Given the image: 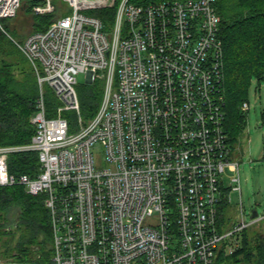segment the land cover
<instances>
[{
	"label": "built area",
	"instance_id": "1",
	"mask_svg": "<svg viewBox=\"0 0 264 264\" xmlns=\"http://www.w3.org/2000/svg\"><path fill=\"white\" fill-rule=\"evenodd\" d=\"M25 1L0 0V27L31 64L40 98L31 142L0 147V187L43 197L53 231L50 264H216L219 244L250 225L243 219L220 231L221 207L231 202L226 178L241 190L225 129L216 0H119L108 31L89 12L117 0H61L71 13L20 41L3 22ZM41 1L34 14L56 12L54 0ZM80 73L87 83L104 82L88 121L76 88ZM45 84L59 103L50 117ZM242 110L250 112L248 101ZM66 112L77 116L74 129ZM23 152L39 156L34 178L9 171L10 156Z\"/></svg>",
	"mask_w": 264,
	"mask_h": 264
},
{
	"label": "trees",
	"instance_id": "2",
	"mask_svg": "<svg viewBox=\"0 0 264 264\" xmlns=\"http://www.w3.org/2000/svg\"><path fill=\"white\" fill-rule=\"evenodd\" d=\"M132 1L146 5L168 0ZM118 2L113 7L90 11L89 14L101 19L108 31L114 22ZM41 3V0H28L20 7L25 15L32 17L33 32L46 31L57 17L64 15L58 13L56 5L54 13L34 14L33 7ZM216 7L221 17L220 38L224 50L225 129L235 147L247 125L248 113L242 110V105L249 102L254 82L259 89L264 85V0H216ZM6 21L3 22L6 32L22 41L24 36L21 37L17 28ZM103 93L102 80L87 83L83 90L79 89L81 115L85 121L98 111ZM51 94L44 92L49 117L59 104ZM39 98L38 78L31 64L0 27V147L31 142L35 134L32 118L37 112ZM68 115L76 117L70 112L66 113ZM72 123L74 129L76 124ZM8 164L10 173L18 176L34 178L40 170L36 152L14 153ZM226 206L224 204L221 210ZM13 220L16 225L10 228ZM220 222L224 224L223 218ZM234 225L228 226L229 229L232 230ZM253 225L255 228L251 231L246 228L242 232L238 247L231 253H228L226 242L221 244L216 264H264V218ZM1 234L12 235L3 244L5 252H13L38 264H50L53 231L42 196L28 194L23 186L0 187Z\"/></svg>",
	"mask_w": 264,
	"mask_h": 264
},
{
	"label": "rangeland",
	"instance_id": "3",
	"mask_svg": "<svg viewBox=\"0 0 264 264\" xmlns=\"http://www.w3.org/2000/svg\"><path fill=\"white\" fill-rule=\"evenodd\" d=\"M112 2V0H111ZM54 5L59 7L58 13L60 15H69L70 8L68 4L62 3L61 0H54ZM64 10V11H63ZM7 23L10 20L6 21ZM12 24V23H10ZM11 27H16L20 33V36H28L33 33L32 29V17L25 15L22 10H19L16 19L13 21ZM18 37V36H16ZM16 37L14 39H16ZM17 38L16 40H18ZM78 85L76 86L77 92L79 89L87 85V76L84 73L77 75ZM44 92L48 93L58 99L55 93L44 85ZM250 112L248 113L247 125L244 133L242 134L239 142L235 145L232 153V158L240 163V190L233 191L232 188L237 186L238 183L232 182L230 178H226V183L230 184V197L231 202L225 208L221 210L223 216V222L220 226L221 234H228L230 229L228 226L231 224L241 223L244 219L248 224V230L251 231L255 226L258 218L253 217V212L257 211L260 217L264 216V85L260 87L254 82L250 90L249 95ZM69 113V112H66ZM64 113V116H66ZM69 118L71 124H77V116H66ZM76 127V125H75ZM230 177L236 174L227 172ZM16 220V219H15ZM12 222L10 228H14L16 223ZM261 224V223H260ZM259 226L257 227V229ZM12 235H0V261L2 264H38L34 260L29 258L22 259L16 256L13 252H5L3 250V244L6 240L11 239ZM242 238V232L237 233L233 237H229L225 240L226 243L231 244L233 248H237ZM221 243L219 244V247Z\"/></svg>",
	"mask_w": 264,
	"mask_h": 264
},
{
	"label": "crops",
	"instance_id": "4",
	"mask_svg": "<svg viewBox=\"0 0 264 264\" xmlns=\"http://www.w3.org/2000/svg\"><path fill=\"white\" fill-rule=\"evenodd\" d=\"M15 19H16V18H14V19H11V20H10V22H9V25H13V21H14ZM10 23H12V24H10ZM26 37H27V35H26V36H24L23 40H24Z\"/></svg>",
	"mask_w": 264,
	"mask_h": 264
},
{
	"label": "water",
	"instance_id": "5",
	"mask_svg": "<svg viewBox=\"0 0 264 264\" xmlns=\"http://www.w3.org/2000/svg\"><path fill=\"white\" fill-rule=\"evenodd\" d=\"M257 216V211L253 212V217L255 218Z\"/></svg>",
	"mask_w": 264,
	"mask_h": 264
},
{
	"label": "bare ground",
	"instance_id": "6",
	"mask_svg": "<svg viewBox=\"0 0 264 264\" xmlns=\"http://www.w3.org/2000/svg\"><path fill=\"white\" fill-rule=\"evenodd\" d=\"M258 217H260L259 214H257V216L255 218H258ZM262 217L264 218V216H262Z\"/></svg>",
	"mask_w": 264,
	"mask_h": 264
}]
</instances>
